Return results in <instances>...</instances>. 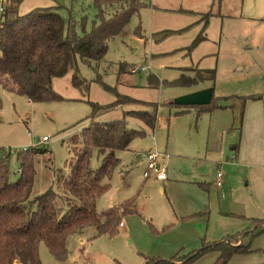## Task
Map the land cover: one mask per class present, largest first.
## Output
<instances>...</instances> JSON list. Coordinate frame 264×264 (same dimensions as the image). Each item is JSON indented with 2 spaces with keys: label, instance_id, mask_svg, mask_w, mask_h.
Here are the masks:
<instances>
[{
  "label": "rangeland",
  "instance_id": "374dc122",
  "mask_svg": "<svg viewBox=\"0 0 264 264\" xmlns=\"http://www.w3.org/2000/svg\"><path fill=\"white\" fill-rule=\"evenodd\" d=\"M142 1L146 2L144 7L109 41L103 61L89 64L78 60L79 75L87 83L74 86L73 71L56 79L53 88L62 98L32 102L0 85V156L4 153L9 157L10 177L15 180L19 176L17 157L22 152L32 147L47 149L36 166L34 194L53 185L60 194L56 201L61 207L68 192L58 187L54 170L69 172L78 157L82 131L91 125L90 102L113 104L99 112L95 120L100 122L121 119L125 111L136 106L151 111L149 103L157 104L154 128L132 118V127L145 133L133 139L130 149L119 151L121 162L109 179V188L97 199V210L102 211L134 198L135 211L123 214L125 225H119L113 236L98 235L94 226L71 235L70 255L64 262L57 261L41 242L42 264H143L149 256L181 264L201 247L203 238L218 241L231 233L235 243H241L248 238L247 232H242L255 226L253 218H264V199L254 200L252 185H246L243 175L237 179L232 176L230 182L225 179L221 187L215 185L218 172L225 173L219 162H225L226 156L235 159L230 145H221L219 125H211L217 110L198 112L193 107L177 113L178 108L169 104L191 90L171 82L183 73L193 76L194 71L187 67L197 64L217 71L215 84L206 80L200 86H214L215 95L249 96L253 88L244 90L247 84L235 80L256 73L264 79V13L258 9L264 0ZM36 7L56 8L63 16L66 34L73 21L79 33L83 28L90 30L97 14L94 0H23L20 4L24 12ZM167 31L171 33L162 36ZM201 34L206 37L193 46ZM120 64L125 67L123 72ZM43 136L49 139L42 141ZM149 150L164 154L165 181L143 178L144 154ZM102 157L94 149L92 166H99ZM252 247L256 251L235 255L233 264L264 262L256 260L264 256L260 252L264 232L253 239ZM216 258V252H208L190 264H211Z\"/></svg>",
  "mask_w": 264,
  "mask_h": 264
},
{
  "label": "trees",
  "instance_id": "16d2710c",
  "mask_svg": "<svg viewBox=\"0 0 264 264\" xmlns=\"http://www.w3.org/2000/svg\"><path fill=\"white\" fill-rule=\"evenodd\" d=\"M23 0H9L5 10L0 13V85L8 91L26 96L29 101L40 102L53 98H62L53 88L54 78L63 77L73 71L74 86H81L86 79L79 75L78 60L89 64L100 63L108 51L109 41L121 34L132 16L139 12L142 0H94L97 8L96 19L90 30H76L71 22L67 34L61 13L54 7H36L26 14H20ZM164 32L162 36L170 34ZM160 38V37H159ZM204 37L199 35L193 46ZM124 66L120 64L121 72ZM193 76L182 74L172 81L176 86L192 88L209 80L215 84L216 69H197ZM204 73H207L205 75ZM87 83V82H86ZM159 84L156 80L155 86ZM236 95L213 97L209 105L178 106L170 102L171 107L179 108L177 113L189 111L214 110L223 107L220 99H233ZM261 98V96H254ZM243 101L246 97H242ZM126 102V95L123 98ZM131 101H137L127 97ZM121 101V102H123ZM91 125L82 131L83 145L71 165L69 172L54 170L55 182L59 188L67 190L61 207L56 198L60 195L54 186L44 192L34 194V184L38 175L37 163L40 155L47 149L32 147L17 157L20 164L19 176L10 177V161L6 154L0 156V264H42L39 245L44 242L52 256L60 262L69 258V237L83 229L94 226L98 235L113 236L122 222L123 214L135 211L134 198L127 199L107 210L98 211L97 199L110 185V177L121 162L119 151L130 149L136 136L143 130L132 127L127 117L138 120L154 128L158 123L156 103L153 108L131 109L124 117L110 121H96L99 112L110 109L113 104L102 105L90 102ZM3 101L0 94V113ZM232 110L234 105H230ZM234 112V117L235 111ZM244 114V106L241 119ZM235 127V126H233ZM97 149L103 154L99 166L91 164L92 152ZM62 197V196H61ZM66 210V211H64ZM257 226L249 230L241 243H235V235L228 233L221 240L202 239L201 247L184 257L181 264H190L208 252H216L217 258L211 264H233L237 254H250L253 239L264 232V219L254 220ZM264 254V248L260 249ZM120 264V263H119ZM143 264H176L159 256H149ZM255 264H264L255 263Z\"/></svg>",
  "mask_w": 264,
  "mask_h": 264
},
{
  "label": "crops",
  "instance_id": "0c3cea01",
  "mask_svg": "<svg viewBox=\"0 0 264 264\" xmlns=\"http://www.w3.org/2000/svg\"><path fill=\"white\" fill-rule=\"evenodd\" d=\"M153 6L154 8H156L155 5ZM258 9L260 10L261 13H264V6L259 7ZM19 12L20 14H26L29 11L27 12L21 11L19 7ZM249 15H255L256 17L257 14H249ZM222 16L227 17L228 15H222ZM262 17L263 16H261V18ZM187 68L206 69L203 67H199L198 64L189 66ZM259 72H262V70ZM259 74L260 73H256L251 76H248V78L235 80V83L247 84L244 90L253 88V90L249 93V96L242 93L215 95V90H214V96L216 97H224L230 95L232 96L236 95V97L230 100L220 99L219 105H222L223 107L216 109L217 112L213 115L214 117L211 122V125L213 124V122L214 125H219L216 129L221 130V142H222L221 145L229 144L231 147L230 151H233L235 153V155L233 156L235 158L234 161L230 159V156H226L225 162L222 161L219 162L222 166H225L224 167L225 173L222 174V179H221L222 183L224 182L225 179H228L227 182H230L231 178L233 177L238 178L239 176L243 175V177H245L246 179V185L248 186L252 185L251 196H253L254 200L264 199V79L260 77ZM56 79L57 78H54L53 84L56 81ZM210 86H211L210 84L201 85V86L199 85L198 87L191 88L189 92ZM211 87L214 88V86ZM225 93H229V92L226 90ZM254 96H261V98H255ZM242 97H246V98L248 97L249 99L247 98L243 101ZM230 105L235 106L233 109L235 111V115H236L235 117H234V112L230 107ZM243 106H244V114L241 119ZM132 109H144V107L136 106ZM177 110H179V108ZM127 120L130 122V124H132L133 119L131 117H127ZM148 152L144 154L143 171L145 170L146 167ZM220 154L221 156L224 157L225 151L223 149V146L220 151ZM143 171H142V175H143ZM233 172L234 174H232ZM156 180L165 181L159 179ZM216 181L217 178L215 182ZM222 183L221 185H217L215 183V185L221 187ZM161 190H163V188ZM255 208H257L258 210L259 206H255ZM251 212L252 211L245 213L251 214ZM262 213H264V211H262ZM256 219L261 220L264 218H260L259 216L253 218V220ZM257 224L258 222L254 224L255 226L251 230H253L257 226ZM124 225L125 223L123 222L122 226ZM249 230H245L242 233H246ZM256 260L264 261V256Z\"/></svg>",
  "mask_w": 264,
  "mask_h": 264
},
{
  "label": "built area",
  "instance_id": "2783aa9c",
  "mask_svg": "<svg viewBox=\"0 0 264 264\" xmlns=\"http://www.w3.org/2000/svg\"><path fill=\"white\" fill-rule=\"evenodd\" d=\"M8 0H1L0 4V11L3 12L5 10L6 4ZM134 72L137 71L135 68ZM49 137L43 136L42 141H47ZM164 154L158 152L157 150H151L147 153V162L145 170L143 171V178L144 179H159V180H166L168 178L166 166L163 163ZM222 172L219 171L217 174V185H221L222 181ZM123 225V222H120V226Z\"/></svg>",
  "mask_w": 264,
  "mask_h": 264
},
{
  "label": "water",
  "instance_id": "95a60500",
  "mask_svg": "<svg viewBox=\"0 0 264 264\" xmlns=\"http://www.w3.org/2000/svg\"><path fill=\"white\" fill-rule=\"evenodd\" d=\"M213 97L214 88L210 86L180 95L173 102L178 106H203L209 105Z\"/></svg>",
  "mask_w": 264,
  "mask_h": 264
}]
</instances>
